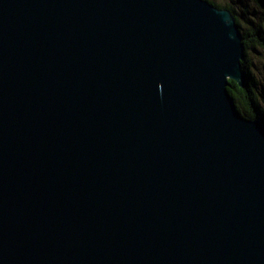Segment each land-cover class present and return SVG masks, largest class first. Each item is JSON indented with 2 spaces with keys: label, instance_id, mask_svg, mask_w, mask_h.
Listing matches in <instances>:
<instances>
[{
  "label": "water",
  "instance_id": "1",
  "mask_svg": "<svg viewBox=\"0 0 264 264\" xmlns=\"http://www.w3.org/2000/svg\"><path fill=\"white\" fill-rule=\"evenodd\" d=\"M208 0H0V264H264V123Z\"/></svg>",
  "mask_w": 264,
  "mask_h": 264
},
{
  "label": "trees",
  "instance_id": "2",
  "mask_svg": "<svg viewBox=\"0 0 264 264\" xmlns=\"http://www.w3.org/2000/svg\"><path fill=\"white\" fill-rule=\"evenodd\" d=\"M208 1L219 9L231 11L241 30L245 45V59L242 61V66L247 80L246 87L241 88L235 81L229 80V94L243 117L264 123V89L259 87L258 68L251 59V54L259 50L260 54H264V0H253L261 14L258 18L250 12L245 0H229L226 5Z\"/></svg>",
  "mask_w": 264,
  "mask_h": 264
},
{
  "label": "rangeland",
  "instance_id": "3",
  "mask_svg": "<svg viewBox=\"0 0 264 264\" xmlns=\"http://www.w3.org/2000/svg\"><path fill=\"white\" fill-rule=\"evenodd\" d=\"M215 1L218 4L226 5L229 0H212ZM245 3L248 5L250 12L254 14V16L261 17V14L259 12V9H257L256 4L253 2V0H245ZM260 51V50H259ZM257 51L255 53L251 54V59L258 68L257 71V82L259 84V87L261 89H264V54H260V52ZM262 72V74H261ZM263 104V102H262Z\"/></svg>",
  "mask_w": 264,
  "mask_h": 264
}]
</instances>
